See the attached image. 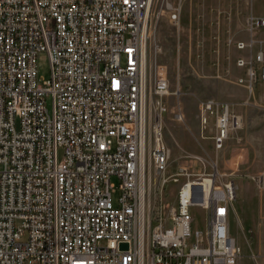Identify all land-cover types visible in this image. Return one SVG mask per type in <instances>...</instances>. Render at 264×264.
I'll return each mask as SVG.
<instances>
[{
    "label": "built area",
    "instance_id": "2783aa9c",
    "mask_svg": "<svg viewBox=\"0 0 264 264\" xmlns=\"http://www.w3.org/2000/svg\"><path fill=\"white\" fill-rule=\"evenodd\" d=\"M153 1L0 0V264L238 263L233 182L206 188L188 177L170 225L163 209L154 227L149 220L150 167L166 185L170 159L162 125L170 86L163 66L152 82L147 56ZM182 1L166 5L175 26ZM247 27L264 30V19ZM41 54L51 67L42 80ZM238 66L252 92L264 81V50ZM202 105L216 115L220 152L243 119L228 103ZM176 119L184 122L181 110ZM255 182L264 192V169ZM193 207L206 212L205 233H192Z\"/></svg>",
    "mask_w": 264,
    "mask_h": 264
},
{
    "label": "rangeland",
    "instance_id": "374dc122",
    "mask_svg": "<svg viewBox=\"0 0 264 264\" xmlns=\"http://www.w3.org/2000/svg\"><path fill=\"white\" fill-rule=\"evenodd\" d=\"M167 3L176 6L179 0L153 1L147 43L152 82L157 67L163 66L170 86V93L164 98L167 113L162 118L164 142L170 150L169 182L163 184L150 167L148 216L151 226L160 221L162 209L165 221L170 225L178 189L188 177L201 181L213 179L215 185L221 188L231 182L242 183L245 191L233 202L229 224L231 233L242 247L238 264H264V192L257 188L255 182L264 169V102L255 108L251 106V101H247L249 108L237 114L243 119V126L231 133L220 152L214 149L211 122L207 118L200 122L196 118L199 113L195 106L203 100L224 102V98L233 93L230 85L235 84L233 78L241 69L238 61L246 52L237 47L243 42L240 38L241 23L247 28L250 18L264 19V0H183L178 26L170 21ZM255 32L258 34L259 49L264 50V30ZM260 70L261 66L257 68L258 72ZM50 74L49 58L41 54L38 78L48 79ZM258 83L264 84V81L258 80L255 85ZM247 90L251 95V91ZM262 96L260 101H264V92ZM159 100L157 96H151V129L160 111ZM189 101L195 103L188 105ZM179 110L185 114L184 122L176 119ZM227 158H230L228 165L232 175L218 171L219 160L227 161ZM245 166L251 168L252 174L242 169ZM177 177L175 181L173 178ZM113 182L118 183L116 179ZM120 196L119 190L113 195L115 206ZM191 215L194 219L193 235L197 231L205 233V210L193 207ZM246 217L251 219L244 226Z\"/></svg>",
    "mask_w": 264,
    "mask_h": 264
},
{
    "label": "crops",
    "instance_id": "0c3cea01",
    "mask_svg": "<svg viewBox=\"0 0 264 264\" xmlns=\"http://www.w3.org/2000/svg\"><path fill=\"white\" fill-rule=\"evenodd\" d=\"M240 38L246 44L253 43L250 48H248L246 50H243V51H246V52L241 54L242 59L248 60L251 57H253L258 51H260L257 32L251 33V31L248 29V27L246 28L245 25H243L242 23H241ZM241 80H243L244 83H241L240 82ZM233 82H235V84L230 85L231 90L233 91V93L230 94L228 97H225L224 98V102H221V103L230 104L234 113L239 114L240 112L244 111V109L249 108V106L246 105L247 101H251L252 102L251 106L255 107V108L260 106V102H264V101H260L263 98L262 94L264 92V84H261V83L256 84L254 89H253V91L251 92V95H249L248 90H247L248 78H247V75H246V69H244V68L238 69L236 71V76H234V78H233ZM203 101H206V100H203ZM192 102H194V101H189L187 104L189 105ZM195 106H196V112L199 113V116L196 114V118H198L200 122L203 119L207 118L212 124L213 132H214V135H215V133H216V128H215L216 115L215 114H211V113H207L205 111L202 103L199 104V105H197V103H195ZM214 135H213V138H214ZM227 159H228L227 161L226 160L223 161L221 159L219 160L218 165H217L218 171H219L220 174L232 175V172H230V167L228 165V161H230V158H227ZM259 168H263V165H259ZM242 169L244 171H246V173H249V174L251 173L252 174L251 168H249L248 166L242 167ZM234 186H235V192H236V198H237L238 196H240V194L243 191H245V188H244V185L242 183H236V184H234ZM250 219L251 218H249V217L245 218L244 226H245V224L248 223V221ZM231 235L234 237V235L232 233H231ZM246 238L247 237H246V235L244 233V239H245L246 245L248 247ZM236 240H237V238H236ZM237 242H238V240H237ZM238 244H239V246L241 248V255H242V247H241L239 242H238ZM243 249H244V245H243Z\"/></svg>",
    "mask_w": 264,
    "mask_h": 264
},
{
    "label": "bare ground",
    "instance_id": "6f19581e",
    "mask_svg": "<svg viewBox=\"0 0 264 264\" xmlns=\"http://www.w3.org/2000/svg\"><path fill=\"white\" fill-rule=\"evenodd\" d=\"M204 185L206 186V188H212L213 180L209 178L205 179Z\"/></svg>",
    "mask_w": 264,
    "mask_h": 264
},
{
    "label": "water",
    "instance_id": "95a60500",
    "mask_svg": "<svg viewBox=\"0 0 264 264\" xmlns=\"http://www.w3.org/2000/svg\"><path fill=\"white\" fill-rule=\"evenodd\" d=\"M195 189H200V186H199V185H196V188H195ZM122 247H123V248H127L126 245H123Z\"/></svg>",
    "mask_w": 264,
    "mask_h": 264
}]
</instances>
